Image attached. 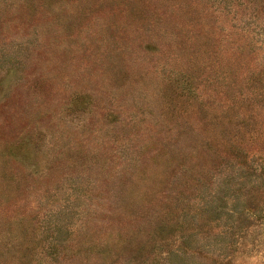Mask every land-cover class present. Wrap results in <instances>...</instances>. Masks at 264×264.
<instances>
[{"label":"rangeland","instance_id":"rangeland-1","mask_svg":"<svg viewBox=\"0 0 264 264\" xmlns=\"http://www.w3.org/2000/svg\"><path fill=\"white\" fill-rule=\"evenodd\" d=\"M0 264H264V0H0Z\"/></svg>","mask_w":264,"mask_h":264}]
</instances>
